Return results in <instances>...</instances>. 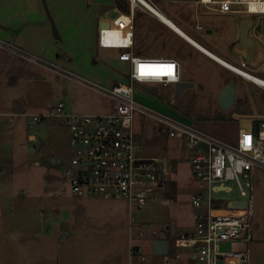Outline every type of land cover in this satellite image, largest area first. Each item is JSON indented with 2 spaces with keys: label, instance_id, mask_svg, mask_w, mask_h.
Returning <instances> with one entry per match:
<instances>
[{
  "label": "rangeland",
  "instance_id": "1",
  "mask_svg": "<svg viewBox=\"0 0 264 264\" xmlns=\"http://www.w3.org/2000/svg\"><path fill=\"white\" fill-rule=\"evenodd\" d=\"M205 9L208 10L206 15L198 19L203 30L198 33L211 42L227 43L235 34L239 16ZM254 18L258 22L255 34L260 35L264 33V15H254ZM207 30L213 32L207 33ZM143 33L141 31L140 34ZM260 41L264 45V35ZM140 46L144 51L176 53L184 57L183 80L193 83L176 100L173 99V84H136L140 98L152 100L161 109L177 112L206 131L228 140L236 136L241 126L247 127L255 120H264V87L260 88L214 59L196 52L177 37H173L170 43L142 39ZM98 48L99 62L111 66V75H117L120 81H124L128 66L119 65V50ZM233 53L232 64L264 77L259 71H253L251 64L244 62L242 53ZM34 62H25L22 68L18 64L15 70L7 56L0 61V189L7 200L11 197L12 201L21 198L36 207V212H32L34 215L39 216V209L45 211L41 226L37 221L33 224L38 234L30 247L22 245L20 256H25L31 250L32 260L35 257L37 260L34 264H126L130 253V264H143L140 251L150 250L149 246L141 244L143 241L137 234L143 223H146L148 231L159 232L170 227L173 236L193 233L195 226L190 197L197 189V183L190 181L192 168L186 148L177 140H172L167 147L161 145L153 134L151 123L146 121L142 155L164 160L170 169L160 189V198L139 210L131 208L121 197L97 198L98 202L93 200L87 203L84 201L87 199L79 200L71 192L62 191V187H67L65 170L72 158L70 129L55 116L47 117L41 124H31L29 116L51 114L61 101L71 105L78 113L104 114L109 112L111 102L98 90L81 84L57 69ZM74 73L78 75L79 72ZM79 76L108 87L105 82H97L88 74L79 73ZM231 83L237 88L239 97L230 109H222L218 103L219 92L224 85ZM152 91L163 99L154 97ZM185 111L188 115L184 114ZM220 115L225 119H219ZM31 134L35 136L34 139L29 137ZM232 198H238L236 191L229 195V199ZM17 227L20 229L21 224L18 223ZM26 233L28 235V231ZM131 236L141 240V243L131 242ZM243 246L237 242L221 245L223 250ZM136 248L137 252L134 251ZM251 251L253 264H264L262 170L255 175ZM149 255L145 252L146 264L162 263L161 257ZM6 264H9V259Z\"/></svg>",
  "mask_w": 264,
  "mask_h": 264
},
{
  "label": "built area",
  "instance_id": "2",
  "mask_svg": "<svg viewBox=\"0 0 264 264\" xmlns=\"http://www.w3.org/2000/svg\"><path fill=\"white\" fill-rule=\"evenodd\" d=\"M127 1L131 13L120 11L119 15L111 14L106 18L113 9L104 11L100 14L98 28V46L120 50L119 60L128 63L125 80L106 87L65 72L109 98L112 111L80 114L59 102L51 114L29 116L31 124H40L47 117L55 116L70 129L72 158L65 172L72 194L103 199L121 197L139 210L160 198V189L168 174L164 160L142 155L144 122L151 123L153 134L161 142L180 141L192 168L191 180L197 183L190 197L195 229L191 234L173 237L171 244L168 241V252L159 255L160 264H253L255 173L264 171V120L257 125V130L254 122L241 126L236 136L228 140L177 112L165 111L140 98L136 84L175 85L182 81V66L173 58H144L135 53L133 11L142 6L156 11L149 7L147 0ZM253 1L256 0H198L223 14L263 16L264 12L250 7ZM105 24L108 30L104 29ZM112 32L115 34L111 37ZM0 47L23 53L2 40ZM142 66L144 72L156 74L142 75ZM235 191L238 198L229 199ZM232 201L246 205L230 207ZM146 227L145 223L140 226L137 233L140 239L152 245L155 240L167 239V230L157 233ZM229 242L244 246L223 250L221 245ZM139 257L142 261L147 259L142 251Z\"/></svg>",
  "mask_w": 264,
  "mask_h": 264
},
{
  "label": "crops",
  "instance_id": "3",
  "mask_svg": "<svg viewBox=\"0 0 264 264\" xmlns=\"http://www.w3.org/2000/svg\"><path fill=\"white\" fill-rule=\"evenodd\" d=\"M147 2L153 6L158 13H155L144 6L134 9L133 49L137 55L144 58H173L179 61L181 66H183L185 59L181 55L159 51H144L143 48H140V42L142 39H150L153 42L158 41V43L165 41L170 43V41L173 40V37H177L187 43L196 52L202 53L206 57L212 58L219 64L227 67L214 57L208 55L206 52H204V50H201V48L196 46V44L185 37V35H187L204 49L209 51L212 55L233 66H236L230 62L232 59H234L233 52L236 51L237 53H242L244 55L242 56L244 57V62L251 64L253 71H259L264 76V45L260 41L264 33L260 32V35L255 34V30L258 27V22L256 20L254 22L253 28L250 30V35L254 38L255 43L249 58L248 51L243 48L239 42V22L243 17L238 18L235 34L233 37L227 43L220 44L218 42H211L198 33L199 30H203V25L198 22V19L204 17L208 11L205 9L204 5L198 2V0H147ZM121 6H124V4L122 5L120 3H116V0H0V40L23 51V53L12 52L6 48L0 47V61H3V59L7 56L9 62H12V65L15 66V70L17 69L18 64H20L22 68L25 62L33 63V61H35L40 65L57 69L63 74L68 72L80 77L79 73H85L92 78H95L96 81L99 80L101 83L105 82L107 86H112L115 82L120 81L121 78L117 75H111V66L99 62V46L97 38L99 17L104 11L111 9L113 10L109 11L105 15L106 18H109L108 16L111 14L119 15L121 13L120 11H122L120 8ZM131 12L132 10L130 8V13ZM140 18L142 19L141 21ZM174 26H176L178 29H176ZM103 27L105 30L109 29L107 24H105ZM141 31L144 33L140 34ZM212 32V30H207V33ZM112 33L113 34L111 37L114 36L115 32ZM120 53L121 51L119 50V54ZM245 54H247V57ZM45 62H48L50 65H46ZM120 64L125 66L127 64L129 68L127 62L120 61L119 65ZM73 71L79 72L78 75ZM248 73L259 80H264V77L254 75L250 71ZM241 76L263 89L262 85H259L244 75ZM182 81H186L183 80V68ZM80 83L90 87L84 82L80 81ZM230 85L235 87V85L232 83ZM225 86H227V84L224 85V87ZM224 87H222L219 94ZM235 90L236 98H238V90L236 87ZM61 102L65 103L64 101ZM110 102L109 112H111L113 108L112 101L110 100ZM149 102L153 103L152 100ZM155 105L159 107V104L156 103ZM67 106L71 111L75 112L71 105L67 104ZM239 114H242V112ZM242 115L248 116L245 112ZM29 137L31 139L35 138L33 134H31ZM158 141L161 145L166 147L171 142L168 141L164 143L159 139ZM169 173L170 169L168 168L167 175H169ZM166 176L163 180L162 187L164 185ZM190 181H192L191 178ZM62 191H69L68 181L67 187H62ZM21 194L25 195L24 193ZM97 198L99 197H78L79 200L87 199L84 200L87 201V203H90V201L93 200L98 202L99 200ZM11 199L13 200L12 197ZM11 199L7 200L6 194L0 189V264H6L8 259L9 264H19L20 262L22 264H34V262L37 260L36 257L34 261L32 260V251L28 250L25 256H20L21 249L24 246H31V241L33 240L34 236L38 234V231H36V229L34 230L33 224L35 221H37L41 226L42 221L45 218V211L39 209V216L37 214L34 215L32 212H36L37 209L36 207L31 206L29 202L27 204V201H22L21 198L17 199L16 201H12ZM18 223L21 224L20 229L17 227ZM70 229L73 232L71 227ZM166 230L168 233L166 240L171 244L172 238L175 236H173V232L171 231L170 227H166L159 232ZM27 231L28 235H26ZM44 231L46 232L47 230ZM156 232L159 233L158 231ZM169 237L171 241L168 239ZM142 241L143 242L141 243V240H136V237L132 238L131 236V242L141 243L144 247L145 245L149 246L150 250L148 249V251L150 252L145 249L144 250L150 254V257H161L154 253L151 242H147L145 240ZM144 250L142 253L145 255ZM170 252H173V248H171ZM129 254L130 253H128V262L126 264H130ZM140 261L141 260L138 262L140 263ZM146 261H142L141 263L146 264Z\"/></svg>",
  "mask_w": 264,
  "mask_h": 264
},
{
  "label": "water",
  "instance_id": "4",
  "mask_svg": "<svg viewBox=\"0 0 264 264\" xmlns=\"http://www.w3.org/2000/svg\"><path fill=\"white\" fill-rule=\"evenodd\" d=\"M254 26V19L252 17H243L239 22V42L240 45L248 51V57L250 58L252 48L254 46L255 40L250 35V30ZM210 31V30H209ZM183 35V34H182ZM186 37V36H185ZM193 86L192 82L181 81L175 84L174 100L179 98L181 92ZM236 99V90L232 85H227L223 88L219 95L218 103L222 109H230L234 104ZM257 124H255L254 129L257 130ZM159 173L163 176L162 169H159ZM230 207H242L245 206V202L232 201ZM153 250L155 254L164 255L168 252V241L166 239L155 240L153 243Z\"/></svg>",
  "mask_w": 264,
  "mask_h": 264
},
{
  "label": "bare ground",
  "instance_id": "5",
  "mask_svg": "<svg viewBox=\"0 0 264 264\" xmlns=\"http://www.w3.org/2000/svg\"><path fill=\"white\" fill-rule=\"evenodd\" d=\"M149 7L151 9H155L153 6H151L149 4ZM250 7L255 10V11H260V12H264V0H256V1H253L252 4H250ZM156 13L157 10L155 9ZM166 20V19H165ZM168 21V20H166ZM169 22V21H168ZM170 23V22H169ZM171 24V23H170ZM176 29H178L176 26H174ZM182 33V32H181ZM189 40H191L194 44H196V46H198L199 48H201V50H204V52H206L208 55L214 57L216 60H218L219 62L223 63L224 65H226L228 68H230L231 70L241 74V75H244L245 77L255 81L256 83H258L259 85H264V80H259L253 76H251L247 71H244L236 66H233L231 64H228V63H225L224 61L220 60L219 58L215 57L214 55H212L209 51H207L206 49H204L202 46H200L196 41H194L191 37L185 35Z\"/></svg>",
  "mask_w": 264,
  "mask_h": 264
},
{
  "label": "trees",
  "instance_id": "6",
  "mask_svg": "<svg viewBox=\"0 0 264 264\" xmlns=\"http://www.w3.org/2000/svg\"><path fill=\"white\" fill-rule=\"evenodd\" d=\"M116 3H120V4H122V5L124 4V6H121L120 8H121L122 11H124L125 13H130V5H129V2H128L127 0H116ZM152 95H153L154 97H156L157 99H159V100H162V99H163L162 97L158 96V95L156 94V92H154V91H152ZM174 107H176V109L178 108V106H174ZM184 114H185V115H188V112L185 111ZM218 118H219V119H222V120L225 119V117H224L223 115L218 116ZM262 121H263V120H255V121H254V124L260 125V123H261ZM225 139H226V138H225Z\"/></svg>",
  "mask_w": 264,
  "mask_h": 264
},
{
  "label": "snow or ice",
  "instance_id": "7",
  "mask_svg": "<svg viewBox=\"0 0 264 264\" xmlns=\"http://www.w3.org/2000/svg\"><path fill=\"white\" fill-rule=\"evenodd\" d=\"M169 68H171V66H169ZM146 74H156V73H146V72H144L143 66H142V75H146Z\"/></svg>",
  "mask_w": 264,
  "mask_h": 264
}]
</instances>
